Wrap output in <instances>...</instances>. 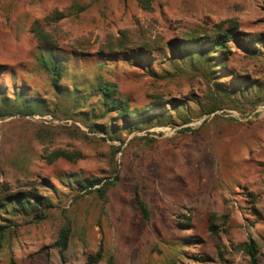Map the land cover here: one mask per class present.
<instances>
[{
    "label": "rangeland",
    "instance_id": "rangeland-1",
    "mask_svg": "<svg viewBox=\"0 0 264 264\" xmlns=\"http://www.w3.org/2000/svg\"><path fill=\"white\" fill-rule=\"evenodd\" d=\"M220 23L252 39L260 57L231 45L228 69L215 73L217 81L255 80L264 89V0H0V99L19 91L41 110L0 119V197L1 185L11 193L35 189L54 206L35 223L3 214L10 219L14 264H85L100 247L98 264L109 258L114 264H251L243 249L249 242L259 250L256 264H264V101L192 118L212 82L189 65L171 63L165 45L187 33L211 35ZM38 49L66 58L58 92L37 65ZM233 74L238 77L230 79ZM100 82L116 84L146 116L170 113L171 123L132 131L119 123L109 136L91 132L92 123L116 120L114 114L92 119L102 113L95 102ZM81 93L84 99L73 104ZM181 105L188 123L175 118ZM57 150L80 156L48 164L43 157ZM71 175L103 181L117 175L118 182L105 200L96 193L75 200L78 191L66 185ZM211 224L216 236L208 232ZM65 226L71 235L61 260L53 244ZM0 255V264H10L8 250Z\"/></svg>",
    "mask_w": 264,
    "mask_h": 264
},
{
    "label": "trees",
    "instance_id": "trees-1",
    "mask_svg": "<svg viewBox=\"0 0 264 264\" xmlns=\"http://www.w3.org/2000/svg\"><path fill=\"white\" fill-rule=\"evenodd\" d=\"M32 32L35 36H38V40H41V35L35 27L32 28ZM250 40L252 39H246V37H243L237 27L230 26L222 29V24L220 23L211 35H206L205 33H187L181 36V41L177 42L171 40L165 44L172 53L169 59L166 57L171 63L189 65L192 68H195V70L198 71V73L205 80L212 82V88L208 89L206 98L203 99V101L197 100L200 102L198 106L199 113L193 114L192 116L188 113V109L186 110L184 105H181L177 109H174L176 119L188 123L191 117L199 118L202 115L213 114L222 106L231 105L233 108L243 109L244 107L242 108V103H247L250 108L253 109L264 101V89L258 81L253 80L244 83L242 80H238L234 84L231 83V85H227L225 82H218L215 78V76H217L215 73L228 69L226 55L227 52H229L231 45H238L240 49L247 54L245 56L250 59H258L260 57L255 46L254 48L249 46ZM261 43L262 42L259 41L256 44L258 45ZM140 56L142 57L141 51ZM151 58L152 57L146 56L147 62H151ZM36 62L40 69L48 75L51 81V88L58 92L60 88V81L65 74L64 66L66 58L62 56V53H60L59 50L51 51L38 49ZM237 77V75L233 74L230 79H236ZM97 91L98 99L95 102L102 113L100 116L96 115L95 117H90L98 121L104 117V114H114L116 116L114 117L116 120L114 124L109 123L107 125L96 122L92 123L88 126L91 132H99L109 136L111 134H116L117 131H119V123H122L124 128L129 131L139 130L143 125H167L171 123L170 113L167 115L161 113L153 117H149L138 108L131 107L130 100L127 97L120 95L117 85L114 83L100 82ZM64 92L65 91L60 92L62 98L66 97L63 94ZM253 92H256L255 97L253 99L247 98V95ZM12 96L13 98L11 100L7 98L0 99V119L12 116L13 114L25 117L40 113L41 110L36 109V106H38L40 102L27 101L24 97H22L19 91H14ZM84 96L85 95L81 93L76 97H72L73 104L78 105L79 101L84 99ZM8 102H12V104L10 105ZM149 109L150 107H148V110ZM148 110L144 112H147ZM66 113L68 115L70 114L69 109H66ZM70 116H72V114H70ZM189 130L190 129H184V131ZM79 156V154L73 155L72 153L57 150L45 155L43 159L48 164H52L60 159L72 161ZM111 179L112 180L106 181L98 178L79 179L71 175L66 185L74 187V189L78 191V194L75 196V200L92 193H96L100 200H105L109 188L118 182V176L114 175ZM56 181L65 186L61 178L57 177ZM1 186L3 187V190H1L2 195L0 197V254H2L5 250H8L9 262L10 264H14L13 253L11 251L12 247L8 246V233L11 227L10 219L8 217H4V215L8 216V214H11V217H15L16 215H25L31 218L29 223H35L44 220L46 218V212L53 209L54 206L47 196H43L38 192H35V189L29 193H11L10 191H6L3 185ZM48 186L53 188L51 185ZM135 205L141 217L148 220L150 216L149 210L138 194H135ZM207 229L208 232L214 236L218 234L217 227L215 225L211 224ZM70 235L71 231L68 226L61 228L58 231L57 238L53 244V247L57 248L59 258L61 260H64V253L68 248ZM243 249L249 256L251 264H256V259L259 255V250L256 245L253 242H249L244 244ZM101 252L102 249L100 247L94 255H89L87 257L85 264H98L102 260ZM217 256L221 262H224L222 254L220 253V246L217 247ZM106 264H114L112 258H109Z\"/></svg>",
    "mask_w": 264,
    "mask_h": 264
},
{
    "label": "built area",
    "instance_id": "built-area-1",
    "mask_svg": "<svg viewBox=\"0 0 264 264\" xmlns=\"http://www.w3.org/2000/svg\"><path fill=\"white\" fill-rule=\"evenodd\" d=\"M261 108H262V107L258 108V109L256 110V113H259L260 110H261Z\"/></svg>",
    "mask_w": 264,
    "mask_h": 264
}]
</instances>
